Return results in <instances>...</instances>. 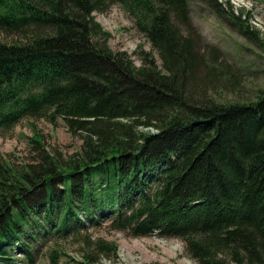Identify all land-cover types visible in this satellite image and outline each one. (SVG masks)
<instances>
[{
    "label": "trees",
    "instance_id": "1",
    "mask_svg": "<svg viewBox=\"0 0 264 264\" xmlns=\"http://www.w3.org/2000/svg\"><path fill=\"white\" fill-rule=\"evenodd\" d=\"M189 2L0 0V33L15 37L0 40V130L62 120L82 142L67 155L35 132L31 158L0 154V264L17 253L35 264L62 235L88 246L78 264L116 258L115 243L78 236L102 222L179 239L198 264H264V90L207 96L220 80L189 30ZM117 3L158 59L137 66L110 48L94 13Z\"/></svg>",
    "mask_w": 264,
    "mask_h": 264
},
{
    "label": "rangeland",
    "instance_id": "2",
    "mask_svg": "<svg viewBox=\"0 0 264 264\" xmlns=\"http://www.w3.org/2000/svg\"><path fill=\"white\" fill-rule=\"evenodd\" d=\"M189 6V30L198 39L205 62L220 80L204 88L207 96L222 103L256 100L264 90V0H190ZM94 15L111 33L108 44L112 50L127 51L137 66L141 65L140 55L149 53L158 59L151 44L137 30L134 18L119 3ZM0 40L13 41L15 37L0 33ZM35 132L43 135L48 149L60 148L67 155L80 150L81 140L71 136L62 120L54 127L45 119H25L9 132L0 130V154L13 159L31 158L30 139ZM108 226L106 222L88 224L87 231L81 230L78 235L87 232L94 239L117 245V257L103 256L101 264H198L188 256L179 239L157 235L135 238ZM85 248L88 246L82 237L52 239L42 246L37 264H51L49 257L55 250L61 253L59 264H78L83 261Z\"/></svg>",
    "mask_w": 264,
    "mask_h": 264
},
{
    "label": "bare ground",
    "instance_id": "3",
    "mask_svg": "<svg viewBox=\"0 0 264 264\" xmlns=\"http://www.w3.org/2000/svg\"><path fill=\"white\" fill-rule=\"evenodd\" d=\"M159 1V0H158ZM124 2V1H123ZM157 2V1H156ZM92 3V2H91ZM159 4V3H158ZM105 6V5H104ZM128 8V7H127ZM91 11V10H90ZM101 11V10H100ZM99 14V13H98ZM91 16V15H90ZM94 30H96V29H94ZM56 32V31H55ZM108 32V31H107ZM57 35V34H56ZM101 36H102V34H101ZM111 36V35H110ZM42 37V36H41ZM93 37H95V36H93ZM109 37V36H108ZM107 37V38H108ZM113 39V38H112ZM97 44V43H96ZM38 51H40V50H38ZM106 52V51H105ZM123 53V52H122ZM152 56H153V54H152ZM82 60V59H81ZM115 62V61H114ZM125 65V64H124ZM78 70V69H77ZM76 89V88H75ZM178 110V109H177ZM126 119V118H125ZM129 121V120H128ZM160 122V121H159ZM134 123V122H133ZM141 124V123H140ZM40 138V137H39ZM39 140V139H38ZM34 141V140H33ZM32 142V141H31ZM42 147H43V145H42ZM24 170V169H23ZM25 173V172H24Z\"/></svg>",
    "mask_w": 264,
    "mask_h": 264
}]
</instances>
